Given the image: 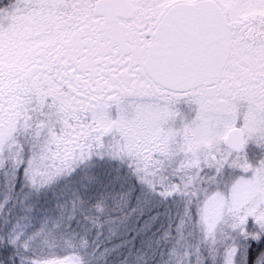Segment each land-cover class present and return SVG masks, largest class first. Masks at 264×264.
<instances>
[{
  "label": "snow or ice",
  "instance_id": "snow-or-ice-1",
  "mask_svg": "<svg viewBox=\"0 0 264 264\" xmlns=\"http://www.w3.org/2000/svg\"><path fill=\"white\" fill-rule=\"evenodd\" d=\"M0 264H264V0H0Z\"/></svg>",
  "mask_w": 264,
  "mask_h": 264
}]
</instances>
